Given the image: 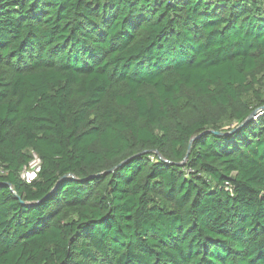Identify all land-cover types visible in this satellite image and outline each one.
I'll return each instance as SVG.
<instances>
[{
    "label": "trees",
    "instance_id": "obj_1",
    "mask_svg": "<svg viewBox=\"0 0 264 264\" xmlns=\"http://www.w3.org/2000/svg\"><path fill=\"white\" fill-rule=\"evenodd\" d=\"M262 105L264 0H0V264H264Z\"/></svg>",
    "mask_w": 264,
    "mask_h": 264
},
{
    "label": "built area",
    "instance_id": "obj_2",
    "mask_svg": "<svg viewBox=\"0 0 264 264\" xmlns=\"http://www.w3.org/2000/svg\"><path fill=\"white\" fill-rule=\"evenodd\" d=\"M205 1L217 2V1H222V0H205ZM38 164H39V160H38L37 166L34 169L28 170L27 168H25L21 173L22 179H24L26 182H30L32 179H34L36 177V173L39 170Z\"/></svg>",
    "mask_w": 264,
    "mask_h": 264
},
{
    "label": "water",
    "instance_id": "obj_3",
    "mask_svg": "<svg viewBox=\"0 0 264 264\" xmlns=\"http://www.w3.org/2000/svg\"><path fill=\"white\" fill-rule=\"evenodd\" d=\"M264 109V105L256 108L255 110H253L249 115H247V117L239 124V126L243 125L244 123H246L247 121H249L250 119L254 118L255 114L261 110Z\"/></svg>",
    "mask_w": 264,
    "mask_h": 264
},
{
    "label": "rangeland",
    "instance_id": "obj_4",
    "mask_svg": "<svg viewBox=\"0 0 264 264\" xmlns=\"http://www.w3.org/2000/svg\"><path fill=\"white\" fill-rule=\"evenodd\" d=\"M38 158L36 155H34V159L31 161L30 165L27 167L28 170H32L37 166Z\"/></svg>",
    "mask_w": 264,
    "mask_h": 264
}]
</instances>
